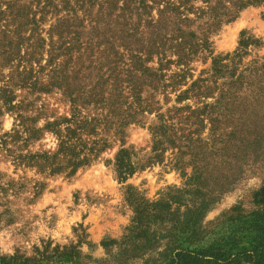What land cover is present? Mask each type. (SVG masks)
Instances as JSON below:
<instances>
[{"label":"trees","instance_id":"obj_1","mask_svg":"<svg viewBox=\"0 0 264 264\" xmlns=\"http://www.w3.org/2000/svg\"><path fill=\"white\" fill-rule=\"evenodd\" d=\"M263 5L264 0H0V126L4 115L13 118L8 130L0 127V159L15 169L72 177L119 141L112 162L119 180L165 160L191 180L199 163H210L214 155L236 157L229 149H239L244 162L220 185L221 193L231 190L247 161L254 168L260 160L263 135L223 133L218 124L229 122L245 93L246 71L258 84L264 57L256 54L249 63L245 58L264 40L243 30L234 50L214 55L212 38L245 9ZM209 59L195 75L193 64ZM16 88L28 94L58 90L70 113L45 116L39 125L43 111L28 113L34 104L18 98ZM158 96L175 104L163 109ZM151 114L150 152L139 157L125 146L126 130ZM46 133L55 138L54 147L34 150ZM40 188L35 186L36 194ZM208 194L199 207L213 204V189ZM162 206L168 204L137 203L129 231ZM68 250L51 264H67L62 257ZM167 264H264V206L238 219L216 242L175 248Z\"/></svg>","mask_w":264,"mask_h":264},{"label":"rangeland","instance_id":"obj_2","mask_svg":"<svg viewBox=\"0 0 264 264\" xmlns=\"http://www.w3.org/2000/svg\"><path fill=\"white\" fill-rule=\"evenodd\" d=\"M243 30L264 40V5L249 7L235 21L224 25L212 38L214 55L234 50ZM256 54L264 57V47L252 49L246 62ZM193 65L197 75L200 69L210 65V59ZM2 73L6 75L8 69ZM246 75L245 93L235 102L229 122L221 120L217 131L236 130L238 136L243 133L246 138L260 131L262 154L254 168L247 161L243 178L227 192L221 193L220 185L231 169L244 162L239 149H229V154H238L236 157L214 155L210 163H199L197 175L191 180L169 165L168 160L147 166L125 181L119 180L112 166L119 141H114L90 166L72 177L49 176L34 168L15 169L10 161L1 158L0 264H51L65 247L69 256L62 258L67 264H167L175 248L216 242L238 219L261 209L264 206V67L258 71L257 85L251 70ZM15 91L18 98L26 97L33 102L34 107L28 113L43 111L39 125L46 117L52 119L70 113V104L58 90L40 94H28L20 88ZM158 98L163 109L175 104L173 100L165 104L162 96ZM188 102L195 105L193 100ZM153 117L154 114L146 115L144 124L132 123L127 127L125 146L133 147L139 157L145 158L150 152L148 125ZM12 121L11 115H4L1 129L8 130ZM208 128L209 125L202 132L204 138L209 136ZM54 145L55 138L46 133L32 148L52 149ZM187 172L192 173L193 167L189 166ZM38 184L41 190L36 194ZM212 189L213 204L199 207ZM142 201H162L168 207H160L156 215L146 218L148 222L129 231L135 205Z\"/></svg>","mask_w":264,"mask_h":264}]
</instances>
